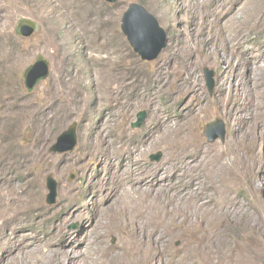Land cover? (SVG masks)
Listing matches in <instances>:
<instances>
[{
    "label": "rangeland",
    "instance_id": "374dc122",
    "mask_svg": "<svg viewBox=\"0 0 264 264\" xmlns=\"http://www.w3.org/2000/svg\"><path fill=\"white\" fill-rule=\"evenodd\" d=\"M130 2L142 4L166 32L152 60L142 59L121 30ZM21 18L38 29L19 36ZM38 54L50 74L27 91L23 70ZM205 68L213 71L211 92ZM263 102L264 0H0V207L25 198L29 205L5 242L13 253L34 239L56 251L75 246L73 264H264V122L248 126L249 112ZM142 110V124L133 127ZM216 119L225 138L210 142L205 125ZM73 122L74 148L49 151ZM168 126H179L187 143L170 144ZM99 131L118 154L108 157L98 147ZM197 148L214 160L195 180L211 209L205 229L197 221L184 227L180 216L179 228L172 227L180 191L166 186L150 202L163 205L158 244L134 233L130 221L102 213L104 185L118 186L124 168L118 161L135 156L137 174L151 175L150 182L155 171H166L181 187L190 176L181 175L183 158H194ZM157 152L161 157L152 159ZM216 152L232 160L231 180L218 172ZM48 174L56 181L53 203L46 201ZM22 187L29 190L20 200L2 196Z\"/></svg>",
    "mask_w": 264,
    "mask_h": 264
},
{
    "label": "bare ground",
    "instance_id": "6f19581e",
    "mask_svg": "<svg viewBox=\"0 0 264 264\" xmlns=\"http://www.w3.org/2000/svg\"><path fill=\"white\" fill-rule=\"evenodd\" d=\"M248 118V126L254 129L263 123L264 102L259 106L258 109L249 112ZM167 128L169 131L167 137L170 139V144L174 145L187 143L186 138L180 135L179 126H168ZM97 135H101L103 137L96 136L95 141L99 144H97L98 147L101 148V150L105 152L108 157L118 154L120 151L119 147L106 142V133L99 131L97 132ZM216 154L217 155L214 157V159L220 164L218 172L223 173V175H225L224 178L228 177L231 180V177H233L235 171L232 160H223L221 153L216 152ZM206 158V152L200 148L196 149V155L194 158L190 159L188 156L183 158L184 163L182 165L184 166L185 171H181V175L184 177L188 175L190 176L185 182H183L182 186L179 187L175 179L168 181L167 177L165 176L166 171L163 172L161 170L158 172L155 171L152 180L149 182L148 177L151 175H144L142 173L141 176V173L137 174L134 168L137 164V158H135V156L129 155V159L126 162L123 160L118 161V168L120 169L121 167H124L120 170L118 175V186H115L114 181L104 185L101 199L104 202L103 205L105 203L107 204L104 206L102 205V213H105L106 215L114 214L120 220L130 221L132 224H134V233H137L139 230H141L145 235L148 236L149 240H152L158 244L161 241L162 233L161 228L157 224L159 219L158 213L160 211L162 212L163 205H159L156 209H154L150 205V202H152L153 199H157L159 193L162 191L161 187L166 186L168 189H177V192L180 191L178 195L180 213L178 212V209H170V221L173 224L172 227L176 229L179 228L177 225H181L182 221L184 227L190 226L197 221L200 223V227L204 226L205 229L206 226H208V216L211 209L209 207L208 199H204V197H202V187L199 186L195 180L201 176L202 171L205 172L207 168H209L210 163L214 162V160L211 161L209 158H207L209 160H206ZM114 162L115 160L112 161V164ZM216 165L218 167V163ZM173 174L174 173H171V175ZM210 181L208 179H203L202 184L207 182L208 187L212 186ZM216 185H218V182ZM28 190V187H22L21 191L18 193V190L9 189L5 191L2 196L20 200L22 198V194ZM132 193L134 194L133 199L130 197ZM187 197H190V199L193 198L192 200H195V209L192 205L194 202L191 203L189 198V200H187ZM5 206L7 207L4 208ZM28 209L29 205L27 204L26 198L23 202H12V204L7 202L0 207V230L3 229L5 231L4 235L0 236V247L4 248V251L0 254V264H73V259L79 253V250L74 249L75 246H70L71 248L67 251H56L51 245H49L50 243L44 244L40 239H34L25 245V252H20L17 249V251L13 253L15 247L9 244L10 241L9 243L5 242L6 235L9 234L7 230L11 229L12 226L24 219L22 213L25 210L28 211ZM214 214H216L215 211ZM179 216L182 219L181 223H177L176 220ZM143 233H137V235L140 234L145 236ZM202 234L201 238H203L205 235L203 234L202 236ZM5 246H7V248ZM61 252L67 257L66 261H63L61 258ZM43 255H45L46 258H44ZM40 260H42V262L39 263Z\"/></svg>",
    "mask_w": 264,
    "mask_h": 264
},
{
    "label": "water",
    "instance_id": "95a60500",
    "mask_svg": "<svg viewBox=\"0 0 264 264\" xmlns=\"http://www.w3.org/2000/svg\"><path fill=\"white\" fill-rule=\"evenodd\" d=\"M114 2L116 0H106ZM121 30L125 34L130 45L142 59L152 60L164 48L167 40L165 30L160 26L157 18L149 12L142 4L130 2L121 16ZM38 29L37 24L28 19L21 18L15 26V32L19 36H30ZM50 74V66L47 59L38 54L33 62L23 70V84L27 91H30L41 80L46 79ZM205 81L208 90L211 92L214 86L213 71L204 69ZM145 117V111H139L136 114V120L132 122L133 127H139ZM225 125L219 120H212L206 123L204 135L210 142L216 138L224 140ZM77 142L76 122L71 123L66 130L61 132L56 141L50 145L51 152H65L72 150ZM161 152L151 155L152 159L158 160ZM46 186L48 193L46 201L53 203L56 196V181L48 174L46 176Z\"/></svg>",
    "mask_w": 264,
    "mask_h": 264
}]
</instances>
